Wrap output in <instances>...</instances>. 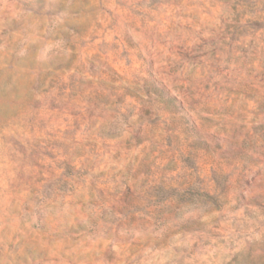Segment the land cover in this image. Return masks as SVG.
Segmentation results:
<instances>
[{"label":"rangeland","instance_id":"obj_1","mask_svg":"<svg viewBox=\"0 0 264 264\" xmlns=\"http://www.w3.org/2000/svg\"><path fill=\"white\" fill-rule=\"evenodd\" d=\"M0 264H264V0H0Z\"/></svg>","mask_w":264,"mask_h":264}]
</instances>
